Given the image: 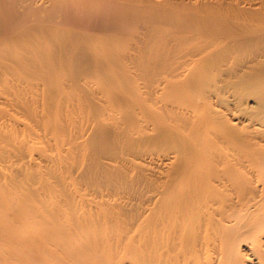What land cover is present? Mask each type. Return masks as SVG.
<instances>
[{
    "label": "bare ground",
    "instance_id": "1",
    "mask_svg": "<svg viewBox=\"0 0 264 264\" xmlns=\"http://www.w3.org/2000/svg\"><path fill=\"white\" fill-rule=\"evenodd\" d=\"M16 1L0 264H264V0Z\"/></svg>",
    "mask_w": 264,
    "mask_h": 264
},
{
    "label": "rangeland",
    "instance_id": "2",
    "mask_svg": "<svg viewBox=\"0 0 264 264\" xmlns=\"http://www.w3.org/2000/svg\"><path fill=\"white\" fill-rule=\"evenodd\" d=\"M5 1H6V3H5ZM8 1H10V2H8ZM18 1H20V0H18ZM16 2H17L16 0L12 1V2H11V0H4V1L2 0V4L3 3L5 4L3 6H5L6 10H7V12H5V13L9 14L11 12L10 14L11 15L13 14L12 16L14 18H16L18 15H20L22 10H24V8H25V7L23 8V6H21L19 8V6L17 5L18 3H16ZM2 4H0V5L2 6ZM66 7H68L69 9H65ZM66 7L60 8V10L58 11L59 14L57 13L58 15H54V16H55V19L58 18L57 20L60 23H62L61 21H64L65 23L63 22V24L67 25L69 28H72L75 30L76 29L77 30H96L99 32H102L103 31L102 29L108 28V26H107L108 24L105 25V23L100 22L101 19H99V18H103V16L99 15V12H97V10L95 11L94 9L92 10L91 8H83L82 10L79 9V11H76V9L72 8L71 6H66ZM84 9H86V10H84ZM8 10H9V12H8ZM31 11L33 13H37L36 10H35L36 12H34L32 9H31ZM44 12H46V13H44ZM43 13H42L43 15H47V14L50 15L53 12H51L50 10H45V11H43ZM95 14L98 16H96ZM97 18L99 21L96 20ZM103 20L104 19H102L101 21H103ZM106 20L107 19H105L104 21L106 22ZM108 22H106V23H108ZM10 25H12V24H10ZM7 26H9V25L0 24V30H2L3 28H6ZM113 28H111V26H110L108 29H113Z\"/></svg>",
    "mask_w": 264,
    "mask_h": 264
}]
</instances>
